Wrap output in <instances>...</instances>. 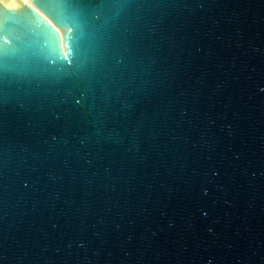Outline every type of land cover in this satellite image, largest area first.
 Instances as JSON below:
<instances>
[{
    "label": "water",
    "instance_id": "1",
    "mask_svg": "<svg viewBox=\"0 0 264 264\" xmlns=\"http://www.w3.org/2000/svg\"><path fill=\"white\" fill-rule=\"evenodd\" d=\"M0 29V264H264V0H0Z\"/></svg>",
    "mask_w": 264,
    "mask_h": 264
},
{
    "label": "snow or ice",
    "instance_id": "2",
    "mask_svg": "<svg viewBox=\"0 0 264 264\" xmlns=\"http://www.w3.org/2000/svg\"><path fill=\"white\" fill-rule=\"evenodd\" d=\"M62 25H65L69 30L74 27L67 21L64 20L61 22ZM23 38V36L16 34H6L2 29H0V48H3L4 45H8L9 49L14 48L16 44ZM72 33L69 31V39L71 40Z\"/></svg>",
    "mask_w": 264,
    "mask_h": 264
}]
</instances>
